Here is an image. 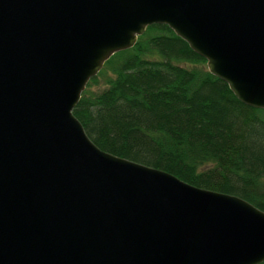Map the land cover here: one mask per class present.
Masks as SVG:
<instances>
[{
	"label": "water",
	"instance_id": "95a60500",
	"mask_svg": "<svg viewBox=\"0 0 264 264\" xmlns=\"http://www.w3.org/2000/svg\"><path fill=\"white\" fill-rule=\"evenodd\" d=\"M153 24L264 109V0H0V264L264 261V210L101 150L73 114Z\"/></svg>",
	"mask_w": 264,
	"mask_h": 264
},
{
	"label": "trees",
	"instance_id": "16d2710c",
	"mask_svg": "<svg viewBox=\"0 0 264 264\" xmlns=\"http://www.w3.org/2000/svg\"><path fill=\"white\" fill-rule=\"evenodd\" d=\"M73 114L101 150L264 210V109L242 103L166 24L111 55Z\"/></svg>",
	"mask_w": 264,
	"mask_h": 264
},
{
	"label": "rangeland",
	"instance_id": "374dc122",
	"mask_svg": "<svg viewBox=\"0 0 264 264\" xmlns=\"http://www.w3.org/2000/svg\"><path fill=\"white\" fill-rule=\"evenodd\" d=\"M94 89H96L97 87L96 86H92Z\"/></svg>",
	"mask_w": 264,
	"mask_h": 264
}]
</instances>
